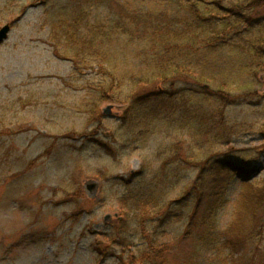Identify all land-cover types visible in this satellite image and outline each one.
Segmentation results:
<instances>
[{
  "label": "rangeland",
  "instance_id": "rangeland-1",
  "mask_svg": "<svg viewBox=\"0 0 264 264\" xmlns=\"http://www.w3.org/2000/svg\"><path fill=\"white\" fill-rule=\"evenodd\" d=\"M42 1L0 0V28L12 27L0 45V264H142L139 261L157 243L167 249L166 260L155 261L159 264L228 262L226 249L216 250L217 243L221 244L215 237L201 246L198 238L183 236L201 195L208 206L213 205V194L226 198L212 232L227 229L244 192L242 178L222 170L211 176L215 170H207L198 181V191L184 202L185 210L177 209L180 218L160 224L158 230V220L148 215L154 208H144L148 210L145 221L154 220L152 224H156V241L150 243L139 230L131 238L130 248L109 240L118 214L130 213L120 202L125 184L114 178L128 179L142 171L139 189L151 190L150 200L164 211L185 196L198 175L196 164L181 159L202 160L212 152L224 153L232 148L239 149L245 159L256 157L249 181L261 183L264 153L254 149L264 145V72L252 78L248 74L250 63L242 60V51L230 46L220 55L221 66L205 71L210 86L223 84L231 94L244 95L241 102L226 107L227 139L217 141L209 123L197 122V110L202 107L200 115H204L205 108L215 109V100L201 104L194 97L185 115L181 114L180 103L152 121L144 117L140 124L129 122L123 116L129 105L122 102L123 97L119 98L122 103L100 99L103 89L111 84L113 72L83 64L76 69L63 55L64 50L59 53L58 42L50 32L52 23L47 21L51 10L53 15L58 11L51 7L58 6ZM126 1L122 8L118 0H110L107 7H91L89 13L93 12L97 24L108 27L130 10L176 12L178 8L176 0ZM222 5L229 8L230 0ZM245 14L259 18L264 25V8L245 10ZM259 34L255 30L248 37L255 39ZM123 47L124 42L119 49ZM141 49L134 47L133 57L131 53L128 58L120 54L115 61L100 56L88 58L115 71V77L126 71L133 73L119 84L115 82L109 94L113 98L125 94V88L144 67L143 58L138 57ZM187 85L197 86L191 80H182L180 86ZM95 108L102 110L98 113L102 127L92 122ZM98 133V139H103L110 150L92 143ZM174 145L178 146L176 153L169 151ZM181 153L186 157L181 158ZM154 173L166 175L164 181L159 179L158 186L152 183ZM243 230L253 235L252 243L257 240L258 248L261 246L258 256V251L246 254L244 261L264 264L263 224H246Z\"/></svg>",
  "mask_w": 264,
  "mask_h": 264
},
{
  "label": "trees",
  "instance_id": "trees-1",
  "mask_svg": "<svg viewBox=\"0 0 264 264\" xmlns=\"http://www.w3.org/2000/svg\"><path fill=\"white\" fill-rule=\"evenodd\" d=\"M176 1L178 7L176 12L130 10L125 15H120L115 24L108 27L97 24L93 12L89 13V10L91 7H107L110 5V0H43L42 2L45 5L56 3L58 6L51 7L58 11L53 15L51 10L47 21L52 23L51 36L57 40L56 46L60 54H62L60 50H64L63 55L73 62L76 69L81 68L83 64L87 68L98 66L109 74L113 72L109 77L111 84L103 89L100 99L101 101L113 99L116 102L129 104L123 115L126 121L140 124V120L144 117H151L152 121L162 112L166 113L167 108L173 109L180 103L183 105L179 107L181 114L185 115L190 112L191 106L188 103L194 97L201 100V104L202 101L215 100L218 103L215 109L204 107V115H200L202 107L197 110V122L209 123L207 125L216 132L217 141L227 139L224 131L226 107L241 102L244 95L237 97L231 94L223 84L217 88L210 86L206 82L209 75L205 71L212 72L215 71L212 69H216L219 64L221 66L220 55L230 46L242 51V60L244 58L250 63V66L247 65L248 74L252 78L257 79V74L264 72V31L262 32L264 25L259 18H251L245 14V10L264 8V0H230L229 8L222 5L225 0ZM118 2L122 3V8L127 4L126 0H118ZM255 30L260 34L255 39L249 38L248 35ZM123 42V49H119ZM115 45L118 47L115 48ZM140 46L142 51L138 57L143 58L144 67L134 77L132 85L129 88L124 87L126 93L120 94V97L115 99L109 95L112 87L116 85L115 82L119 84L127 75L133 73L126 71L121 77H115V71L99 63L94 64L88 58L100 56L115 61L120 54L128 58L130 53L133 57L134 47ZM182 80L185 82L191 80L197 86H180ZM247 96L245 95V98ZM121 97H123L122 102L119 99ZM100 111L102 110L95 108L92 115L95 117L92 118V122H98V127L104 125L102 117L98 114ZM98 136L101 134L98 133L95 139H91L92 143L110 150L103 139H98ZM254 150L264 153V145ZM169 151L176 153L178 146H172ZM180 157L186 156L181 153ZM255 158L245 159L239 153V149L231 148V151L224 153L212 152L202 160L196 158L194 161L193 158L188 157L181 159L184 163L197 165L196 183H191L185 196L171 203L164 211L150 200L153 193L151 190L143 192L139 189L143 180L142 171L132 173L128 179L114 178L116 182L119 180L125 184L126 191L120 202L122 207L129 209L130 213L127 216L118 214L110 228L113 233L109 234L110 242L117 243L122 248H130L133 246L131 238L140 230L146 240L153 244L157 235L154 232L156 224H152L154 220L159 222L158 230L161 228L160 224L170 222L171 219H179L181 215L177 209L185 210L184 202L190 201L192 194L194 196L198 191V181L206 175L207 170H215L211 176L217 171H230L235 173L237 178H242L241 184L244 188L233 223L222 232L216 233V230L213 233L212 230L215 229L217 221L219 222L220 213L226 206V198L213 194L211 196L213 205L208 206L201 195L196 202L194 212L189 217L183 237L198 238L201 246L206 244L209 237H215L221 244L219 246L217 243L216 250L220 252L223 247L230 256L225 264H252L244 261L246 254L250 255L258 251L256 255L258 256L261 246L259 245L258 248L257 240L252 243L253 235L243 230L244 225L258 223L264 226V180L258 184L249 181L255 172V167H252ZM164 173L166 172L161 174ZM161 174H153L156 177L153 178L152 183L156 186L160 178L163 181L166 178V175ZM149 205L151 206L148 209ZM144 208L148 210L154 208L152 211L147 210L153 221H145L144 214L147 211ZM148 224L151 225L148 227ZM206 232L209 233L207 238ZM150 247L151 252H146L147 257L141 259L139 263L159 264L155 261L166 260L167 249L158 243ZM235 255L240 258H236Z\"/></svg>",
  "mask_w": 264,
  "mask_h": 264
},
{
  "label": "water",
  "instance_id": "water-1",
  "mask_svg": "<svg viewBox=\"0 0 264 264\" xmlns=\"http://www.w3.org/2000/svg\"><path fill=\"white\" fill-rule=\"evenodd\" d=\"M10 31L11 25H5L0 29V44H2L8 38ZM105 111H107V109ZM90 188H92V186Z\"/></svg>",
  "mask_w": 264,
  "mask_h": 264
}]
</instances>
